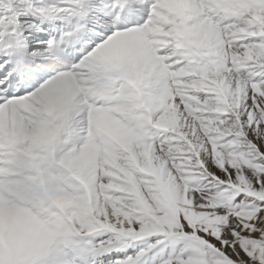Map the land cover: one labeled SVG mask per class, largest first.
<instances>
[{
	"label": "snow or ice",
	"instance_id": "6c2138e0",
	"mask_svg": "<svg viewBox=\"0 0 264 264\" xmlns=\"http://www.w3.org/2000/svg\"><path fill=\"white\" fill-rule=\"evenodd\" d=\"M0 264H264V0H0Z\"/></svg>",
	"mask_w": 264,
	"mask_h": 264
}]
</instances>
